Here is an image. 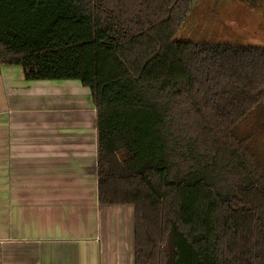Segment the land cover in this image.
Masks as SVG:
<instances>
[{
  "label": "trees",
  "instance_id": "obj_1",
  "mask_svg": "<svg viewBox=\"0 0 264 264\" xmlns=\"http://www.w3.org/2000/svg\"><path fill=\"white\" fill-rule=\"evenodd\" d=\"M196 2L0 0V65L90 90L135 264H264V47L177 39Z\"/></svg>",
  "mask_w": 264,
  "mask_h": 264
},
{
  "label": "crops",
  "instance_id": "obj_2",
  "mask_svg": "<svg viewBox=\"0 0 264 264\" xmlns=\"http://www.w3.org/2000/svg\"><path fill=\"white\" fill-rule=\"evenodd\" d=\"M98 192L90 90L0 65V264H135L134 207Z\"/></svg>",
  "mask_w": 264,
  "mask_h": 264
},
{
  "label": "rangeland",
  "instance_id": "obj_3",
  "mask_svg": "<svg viewBox=\"0 0 264 264\" xmlns=\"http://www.w3.org/2000/svg\"><path fill=\"white\" fill-rule=\"evenodd\" d=\"M231 33L243 43L264 47V0H197L177 39L218 42ZM255 123L251 118L245 129ZM256 142L264 152V130Z\"/></svg>",
  "mask_w": 264,
  "mask_h": 264
}]
</instances>
